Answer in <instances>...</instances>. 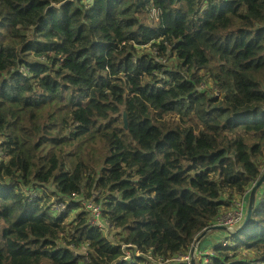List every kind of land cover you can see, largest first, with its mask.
<instances>
[{
  "label": "trees",
  "instance_id": "1",
  "mask_svg": "<svg viewBox=\"0 0 264 264\" xmlns=\"http://www.w3.org/2000/svg\"><path fill=\"white\" fill-rule=\"evenodd\" d=\"M64 1L0 0V264L173 260L264 175V0ZM241 226L198 264H264Z\"/></svg>",
  "mask_w": 264,
  "mask_h": 264
},
{
  "label": "built area",
  "instance_id": "2",
  "mask_svg": "<svg viewBox=\"0 0 264 264\" xmlns=\"http://www.w3.org/2000/svg\"><path fill=\"white\" fill-rule=\"evenodd\" d=\"M68 200H62L60 199L58 202L51 201V206L55 205L57 209L60 212L66 211V207L68 204ZM94 215L91 219V223L93 225H98L104 230V234L107 237L114 236L117 233V229L114 227V223L107 221L106 219L102 218L101 215V210L100 208L94 207L93 208ZM247 214V208L244 206L243 203H239L236 205V207L230 211H227L226 213L221 214L217 218V224L221 227H226L229 230L231 228H234L235 226H238L242 224L245 221ZM226 244V243H225ZM117 247H120L122 250V253L125 254V256L128 255V248L133 246L132 244L127 243L125 240H123V236L119 235V241L116 243ZM197 249L198 246H194L192 251L187 252V253H182L177 255L173 260H166L163 261L164 263H170V262H175L176 264H191L192 263V258H193V252H195V256L197 257ZM211 251H207L206 254H211ZM81 255L84 258L89 257V249L84 248V250L81 252ZM200 260L202 258V251L199 253ZM212 260L210 257H207L204 261V264H211ZM146 264H154L153 262H148Z\"/></svg>",
  "mask_w": 264,
  "mask_h": 264
},
{
  "label": "water",
  "instance_id": "3",
  "mask_svg": "<svg viewBox=\"0 0 264 264\" xmlns=\"http://www.w3.org/2000/svg\"><path fill=\"white\" fill-rule=\"evenodd\" d=\"M67 1H70V0H65L64 2H67ZM123 115H124L125 127L127 128L128 127V115H127V112H124ZM263 186H264V175L257 181V183L254 185V187L252 188V190L250 192L249 204H248L246 219H245L244 223L242 224V226L238 230H241L243 227H245L249 223V221H250V219H251V217L253 215L254 207L256 205L255 204V201L258 200L259 198H261L260 195L263 194V192L261 191V189L264 188ZM216 227L217 228H226V227H221V226H216ZM209 231H212V230H207L204 233H202L199 236V240L202 239V238H204V236ZM195 246L197 247L199 245L196 244ZM192 264H197L195 252H193Z\"/></svg>",
  "mask_w": 264,
  "mask_h": 264
},
{
  "label": "rangeland",
  "instance_id": "4",
  "mask_svg": "<svg viewBox=\"0 0 264 264\" xmlns=\"http://www.w3.org/2000/svg\"><path fill=\"white\" fill-rule=\"evenodd\" d=\"M155 15V14H154ZM264 187V186H263ZM46 191L50 194V197H51V201L53 200V201H55V202H58L60 199L58 198V196L49 188V187H47L46 186ZM40 190H43L42 188H40ZM261 191L263 192V195H264V188H262L261 189ZM27 193V192H26ZM262 195V196H263ZM66 200H68L67 198H66ZM69 201V203H68V205L69 204H71V201L70 200H68ZM257 203V200L255 201V204ZM234 207H235V204H233V206H232V208L230 209V210H232V209H234ZM52 210L56 213V214H63V213H66L67 212V210H68V208H67V210L65 211V212H60L58 209H57V207L55 206V205H52ZM221 233H223L222 231H220V229H218L217 227L216 228H214V229H212V231H210L209 233H208V236L204 239V238H202V239H200L199 240V238H198V240H197V242H196V244H198V245H200L202 242H205V244L203 245V249H205L206 248V245L207 244H209L210 246H213V245H215V244H217V243H221V242H223V241H226L227 239H226V236H219ZM195 244V245H196Z\"/></svg>",
  "mask_w": 264,
  "mask_h": 264
},
{
  "label": "clouds",
  "instance_id": "5",
  "mask_svg": "<svg viewBox=\"0 0 264 264\" xmlns=\"http://www.w3.org/2000/svg\"><path fill=\"white\" fill-rule=\"evenodd\" d=\"M257 183V182H256ZM255 183V184H256ZM254 184V185H255ZM254 187V186H253ZM252 187V188H253ZM252 188L250 189V192H251V190H252ZM261 195H263V194H261ZM261 195H260V197H261ZM249 197H250V195H249ZM259 199H261V198H259ZM258 199V200H259ZM258 200H257V202H258ZM248 203H249V200H248ZM248 209V208H247ZM246 219V218H245ZM244 223V222H243ZM242 223V224H243ZM92 226L94 227V228H96L100 233H102L104 236H105V234H104V230L100 227V226H98V225H93L92 224ZM129 244H131V243H129ZM133 246H131L130 248H128V255L127 256H125V254H123L122 253V250H121V254L119 255V256H117L110 264H119V263H122V262H132V260H133V256H132V254L133 253H135V255L136 256H141V255H145L142 251H140L138 248H137V246L136 245H134V244H132ZM224 245H226V244H224ZM195 246V245H194ZM120 248V247H119ZM78 254H80L81 255V252H79ZM82 256V255H81ZM90 256V255H89ZM150 258L152 259V260H157V261H160L159 259H155L154 257H152V256H150ZM192 264V263H191Z\"/></svg>",
  "mask_w": 264,
  "mask_h": 264
},
{
  "label": "crops",
  "instance_id": "6",
  "mask_svg": "<svg viewBox=\"0 0 264 264\" xmlns=\"http://www.w3.org/2000/svg\"><path fill=\"white\" fill-rule=\"evenodd\" d=\"M250 195V194H249ZM262 197H264V195L262 196L261 195V198ZM227 212V211H226ZM226 212H224V213H226ZM216 226H219L218 224H216ZM218 229H220V231H222V232H227V231H229V229L228 228H218ZM205 244V242H202L199 246H198V249H197V254H198V256L196 257V261H197V264H198V262L200 261V256H199V253L203 250V245ZM225 244V241H223V242H221V243H217V244H215V245H213L214 247H217V246H219V245H224ZM204 250H209V251H211V246H206V248L204 249ZM158 264H176L175 262H170V263H164V262H160V263H158Z\"/></svg>",
  "mask_w": 264,
  "mask_h": 264
}]
</instances>
